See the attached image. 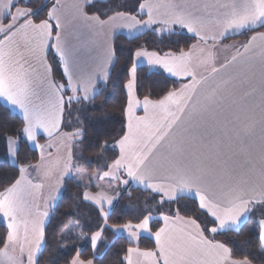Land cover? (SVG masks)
<instances>
[{
    "label": "snow or ice",
    "instance_id": "snow-or-ice-1",
    "mask_svg": "<svg viewBox=\"0 0 264 264\" xmlns=\"http://www.w3.org/2000/svg\"><path fill=\"white\" fill-rule=\"evenodd\" d=\"M28 3L0 0V101L21 117L20 132L5 137L9 156H18L22 134L40 151V160L22 164L14 182L0 189V218L7 229L0 237V264H40L45 219L72 174L73 146L83 141L81 128L62 131L65 113L80 111L75 105L91 104L108 86L119 59L114 34L126 31L131 41L146 30L172 34L176 26L196 42L178 52L143 44L129 49L124 126L111 144L116 155L92 176L76 175L80 184L89 181L77 199L103 220L91 234V247L95 251L110 227L130 241L148 234L155 242L151 249L128 247L121 264H264V31L233 45L234 55L224 62L215 51L229 34L264 28V0H136L134 9L117 4L103 15L86 11L95 0L71 5L43 0L35 9ZM69 8L87 30V43L81 33L66 34ZM49 48L58 57L60 81L54 79ZM144 65L161 69L180 86L157 99L151 92L140 99L138 69ZM38 132L48 138L47 146L37 143ZM57 137L67 150L63 158L52 156ZM108 148V141L100 144L98 159ZM93 180L98 181L94 188ZM122 185H136L149 197L136 216L109 225ZM185 197L192 198L204 221L181 214L178 204ZM249 219L258 230L256 251L237 258L215 235L238 234ZM69 264L85 261L78 254Z\"/></svg>",
    "mask_w": 264,
    "mask_h": 264
},
{
    "label": "trees",
    "instance_id": "trees-1",
    "mask_svg": "<svg viewBox=\"0 0 264 264\" xmlns=\"http://www.w3.org/2000/svg\"><path fill=\"white\" fill-rule=\"evenodd\" d=\"M43 0H29L28 7L36 8ZM121 4L128 9L137 7L136 0H110L107 3L88 6V10L103 15L106 11L111 14L110 9ZM45 8L40 13H46ZM134 14V13H133ZM259 30H264L260 28ZM250 33L242 36L247 38ZM115 48L119 59L112 69V77L108 86L98 95L91 104L75 105L80 111H73L69 116L65 113L62 131L72 132L77 128L83 129V141L77 142L73 146L76 157L72 170H83L89 174L96 170L105 162L111 161L116 152L111 148L115 138L122 135L124 117L121 109L126 102V93L122 90V84L126 78V67L129 66L126 58L129 49H134L136 45L143 44L149 50H159L161 52L169 49L179 51L181 48L187 49L195 40L185 34H169L158 36L147 31L143 35L133 38L122 34L114 37ZM48 60L53 67L54 79L61 80L62 70L59 67L58 59L52 53L48 54ZM139 86L138 97L143 99L151 92V98L157 99L168 90L178 88L179 83L170 79L162 72L149 71L146 67L138 69ZM96 109H99L97 111ZM21 119L14 113L6 111L0 103V189L14 182L18 177V168L23 164H36L39 156L36 150L31 149L26 139L21 134L18 138V156L15 157V165H11L8 160V150L6 135H13L20 132ZM38 138V141H41ZM108 141L109 148L106 149L98 159L100 144ZM74 178L68 177L63 182V189L54 207L50 211V216L46 224L47 243L39 257L40 264H69L74 256L79 254V258L85 262L93 260V264H121V261L128 247L132 245L124 236H117L110 227L105 228L102 239L95 251L90 244L92 232L98 230L103 224L102 218L93 207L78 200L77 197L84 190L77 186ZM121 197L114 203L111 211L109 225L113 223H125L138 214V209L145 207V200L149 197V192L137 186L128 185L123 189ZM178 206L181 214L185 216H199L201 221L205 217L200 215L196 204L192 198L185 197L179 201ZM177 205H173V211ZM158 213L154 216L158 217ZM154 227L159 224L153 221ZM6 234V228L0 224V237ZM209 237L212 236L208 233ZM258 230L252 219L237 234L236 232H222L215 235L217 241L225 242L233 248L237 258H243L247 253L256 251V240ZM245 241H250L245 245ZM66 245V246H62ZM137 247L140 249L154 248L152 240L141 237ZM255 259V257H253ZM259 264V261H257Z\"/></svg>",
    "mask_w": 264,
    "mask_h": 264
},
{
    "label": "crops",
    "instance_id": "crops-1",
    "mask_svg": "<svg viewBox=\"0 0 264 264\" xmlns=\"http://www.w3.org/2000/svg\"><path fill=\"white\" fill-rule=\"evenodd\" d=\"M109 1H110V0H95V3L103 4V3H107V2H109ZM49 2H50V0H49ZM65 2H66L68 5H71V4L75 3V2H77V0H65ZM86 11L88 12V14H92V13H94L93 11L88 10V8H86ZM145 18H146V17H145ZM7 22H8L7 20L4 21V23H7ZM258 29H260V28H258ZM258 29L254 30V31H246L245 33H243V34H239V35H236V34H229V35L227 36V38H225L222 42L218 43V45H217V47H216V50H215V51H216V54H217L218 62H224L226 59H230L231 56L234 55V49L232 48L233 45H239V44L246 43L247 40H248L252 35L255 34V32L264 31V30H259V31H258ZM147 31L153 32V31H151V30H146L145 32H147ZM72 33H81V42H83V43H87L88 40H89V34H88L87 30L82 28V26H81V24H80L79 21L73 19V12H72V9L69 8V9H68V12H67V15H66V34H72ZM153 33H155V32H153ZM174 33L185 34V35H188V36L192 37V38L195 40V38H194L191 34L187 33L186 29H185V30H181L178 26H176V28H175V30H174ZM174 33H172V34H174ZM247 33H250L249 36H248L247 38H245V39L242 38V36L245 35V34H247ZM119 34H122V35H124V36L129 37V36H128V33H127L126 31H120V30H118V31L114 34V37H115L116 35H119ZM155 34H156V33H155ZM156 35H157V34H156ZM164 35H169V33H166V34L164 33V34H161V35H158V36H164ZM114 37H113V38H114ZM195 42H196V40H195ZM195 42H194V43H195ZM49 53H52L53 55H55L54 50L51 49V48H49V49L47 50V56H48ZM57 59H58V57H57ZM144 67L147 68L146 65H144ZM150 71H154V72H162V73H163V71H162L161 69H152V70H150ZM163 74H165V75H166L167 77H169L170 79H173L174 81L178 82V83H179V86H180V83H181V82H180V81H177L176 78H174V77H170V76H168L166 73H163ZM0 103H1L4 107H7L3 101H0ZM14 114H16V115L21 119L19 113H14ZM138 114H139V115H143V111H142V109L138 110ZM38 138H41V139H42L41 141H38V140H37V143H39V144H42V145L47 146V144L49 143L48 138H47L42 132H38ZM58 140H59V137L55 138V139L52 141V143L54 144V147L51 149V152H52V156H53L54 158H55V157H60V156H61V155H59L61 149L63 150V153H64V156H63V157H65V156H66V153H67L66 148L61 147V146L59 145V143H58ZM28 145H29V147H30L31 149H34V150L37 151L38 156H39V160H40V155H39V152H38L39 150H38V149H35L34 146L31 145V144H29V143H28ZM47 155H48V152L46 151V152H45V156L47 157ZM63 157H61V158H63ZM8 160H9V156H8ZM39 160H38V161H39ZM62 161H63V160L61 159V164H62ZM9 163H10V161H9ZM10 164H11V163H10ZM73 171H74V170H72V172H73ZM30 174H31L33 177L36 175V173H35V172H32V171H30ZM66 178H68V177H66ZM66 178H65V179H66ZM113 182H115V181H113ZM133 186H136V185H133ZM124 187H125V186L122 185V186H120L119 189H123ZM137 187H138V186H137ZM62 189H63V187H62ZM62 189H61V191H62ZM140 189H141V188H140ZM61 191L56 195V199H55L54 201L51 202L52 207L49 209V216H50V211H51V209L54 207V205H55L57 199L59 198V195H60ZM49 216L45 219V226H46V224H47V221H48V219H49ZM0 219L2 220V218H0ZM154 221H155V220H154ZM0 224L3 225V226L6 228V225L3 223V220H2V222H0ZM6 230H7V229H6ZM115 234H116L117 236H124L123 234H118V233H115ZM124 237H125V236H124ZM141 237H145V238H148V239L152 240L153 243H154V246H155L154 239H153L152 237H150L148 234H146V236H141ZM141 237H139V239H140ZM101 239H102V238H101ZM100 241H101V240H100ZM130 244L132 245L131 247H137V246H136L137 244H132V243H130ZM85 264H86V262H85Z\"/></svg>",
    "mask_w": 264,
    "mask_h": 264
},
{
    "label": "rangeland",
    "instance_id": "rangeland-1",
    "mask_svg": "<svg viewBox=\"0 0 264 264\" xmlns=\"http://www.w3.org/2000/svg\"><path fill=\"white\" fill-rule=\"evenodd\" d=\"M21 6H23V5H21ZM120 31H123V30H120ZM167 32H165V34H166ZM164 34V33H163ZM60 139V138H59ZM59 141V140H58ZM39 152V155H40V151H38ZM59 155H61L60 157H63L64 156V153H63V150L61 149V151H60V153H59ZM8 156H9V154H8ZM9 161H10V163H11V165H15V159H13L12 157H10L9 156ZM62 163H63V161H62ZM62 165V164H61ZM31 171V170H30ZM81 171H83V170H74L73 172H72V174H71V176L74 178V180L78 183V184H80V181H78L77 179H76V175H77V173L78 172H81ZM84 173H85V175H86V177L87 176H92L93 175V173L92 174H89V173H87V172H85V171H83ZM95 173V172H94ZM71 176H69V177H71ZM98 181H95V180H93L92 181V185H93V188H94V186H95V183H97ZM89 183V181L87 180V179H85L84 181H83V184H80L82 187H83V185L84 184H88ZM113 186L115 187L116 186V182H113ZM0 222H2V220L0 219ZM118 234H123L126 238H127V240L130 242V243H132V244H138V240H139V238L137 239V240H135V241H130L129 240V238L127 237V234L126 233H123V232H117ZM141 236H146V234H141L140 235V237ZM137 246V245H136Z\"/></svg>",
    "mask_w": 264,
    "mask_h": 264
}]
</instances>
